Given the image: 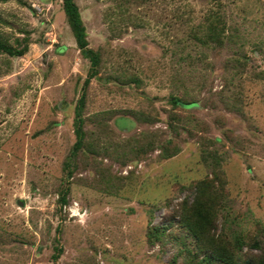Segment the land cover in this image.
Masks as SVG:
<instances>
[{
	"label": "rangeland",
	"instance_id": "obj_1",
	"mask_svg": "<svg viewBox=\"0 0 264 264\" xmlns=\"http://www.w3.org/2000/svg\"><path fill=\"white\" fill-rule=\"evenodd\" d=\"M74 2L99 61L72 153L90 61L61 0H0L10 48L0 49V264H188L196 246L175 212L192 189L180 185L199 179L209 232L254 251L247 241L264 226V0Z\"/></svg>",
	"mask_w": 264,
	"mask_h": 264
},
{
	"label": "trees",
	"instance_id": "obj_2",
	"mask_svg": "<svg viewBox=\"0 0 264 264\" xmlns=\"http://www.w3.org/2000/svg\"><path fill=\"white\" fill-rule=\"evenodd\" d=\"M61 7L71 30L75 45L80 49L82 54L88 57L90 61V69L83 79L82 85L80 87V93L74 104L73 124L75 140L71 147V152L73 153L80 147L83 138V130L81 128L82 117L80 112L84 104V86L89 80L90 76L95 73L99 57L97 51L87 46L85 27L81 21L80 14L74 0H61ZM208 32H214L213 28L210 27ZM0 49L10 51V48L6 45H3L2 43H0ZM169 101L172 104H187L175 95H171L169 97ZM65 166H67L66 163ZM206 183L207 180L199 179L194 182L192 185L193 187H191L189 184L180 185V188H192L189 191L190 194L185 195L184 199L180 202L181 206L179 211L175 212L178 217V221L176 220L177 223L185 225L186 233L192 237V242L196 246V253L194 254L193 252L190 254L186 262L188 264H209L214 262L215 264H264V226L259 234L253 235L251 237V241H247L248 245L254 251L245 252L244 255L234 252L231 248L223 245L221 239L218 240L211 232H209L208 224L212 221L208 217V204L210 199L208 195L209 200H204L207 194L204 193L202 189ZM67 190L68 188L66 186L60 191L58 199L61 202L65 201ZM188 196L191 197L190 200L187 199ZM148 231L150 239H157L160 232L157 227H153V230ZM60 250L61 247L59 245L53 246V251L50 254L51 263L57 258ZM199 252L202 253L201 259L195 260V255Z\"/></svg>",
	"mask_w": 264,
	"mask_h": 264
}]
</instances>
